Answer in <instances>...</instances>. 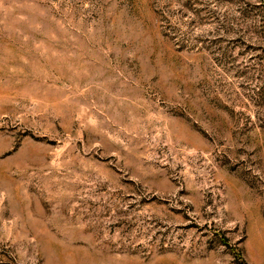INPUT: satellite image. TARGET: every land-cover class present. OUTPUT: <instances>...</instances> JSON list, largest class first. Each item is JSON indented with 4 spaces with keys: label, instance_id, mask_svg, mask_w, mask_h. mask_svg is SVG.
I'll use <instances>...</instances> for the list:
<instances>
[{
    "label": "rangeland",
    "instance_id": "rangeland-1",
    "mask_svg": "<svg viewBox=\"0 0 264 264\" xmlns=\"http://www.w3.org/2000/svg\"><path fill=\"white\" fill-rule=\"evenodd\" d=\"M0 264H264V0H0Z\"/></svg>",
    "mask_w": 264,
    "mask_h": 264
}]
</instances>
